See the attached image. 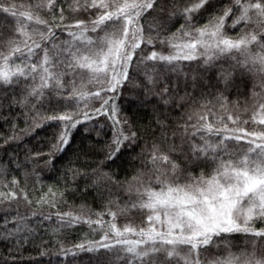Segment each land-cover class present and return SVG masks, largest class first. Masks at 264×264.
Listing matches in <instances>:
<instances>
[{"label":"snow or ice","instance_id":"1","mask_svg":"<svg viewBox=\"0 0 264 264\" xmlns=\"http://www.w3.org/2000/svg\"><path fill=\"white\" fill-rule=\"evenodd\" d=\"M66 2L0 0V174L56 178L0 185V264H264V0ZM81 182L104 211L62 210ZM53 223L56 250L17 259Z\"/></svg>","mask_w":264,"mask_h":264},{"label":"trees","instance_id":"2","mask_svg":"<svg viewBox=\"0 0 264 264\" xmlns=\"http://www.w3.org/2000/svg\"><path fill=\"white\" fill-rule=\"evenodd\" d=\"M15 3L20 4V3H27L28 0H14ZM33 2H36V0H33ZM73 0H67V2L64 4V8L67 9L68 8V4L72 3ZM81 2H83V0H81ZM67 15V12H66ZM235 99V98H233ZM249 103H251V101L249 100ZM96 106L98 107L99 105L96 104ZM19 109H16L12 112V115L16 114V111H18ZM237 114L240 115L241 119H248V115L244 114V99L241 98V102H240V106L239 108L236 110ZM9 113L7 111L3 112V115H0V133H4L5 135H10V133L8 132V128L9 125L6 124L3 120V116H7ZM47 115H50L51 113H46ZM129 115H131V113H129ZM19 128L23 129L25 128V124L23 122V120H20L19 122ZM101 123H103V121H101ZM54 130V128H50V127H45L43 129H40L39 131H37V133L35 134V136L33 137H29L27 139L26 142H30L34 148H40L42 146V144H44V142L46 141V139L48 137L51 136L52 131ZM170 135V133H169ZM93 136H95V132H93ZM80 137L79 135L77 136V141H79ZM0 143H3L2 140H0ZM177 143H179V141H177ZM24 145H21V147H23ZM47 149L45 148V151ZM69 155H71V151L69 152ZM21 159H23V155H21ZM119 163V162H118ZM124 167H127V165H125ZM113 168L115 169V166H113ZM24 169H20L18 172H13V171H9L7 174H0V185H3L7 182H10L14 177L16 180L19 181V186L20 189H25L31 194L30 198L35 200L37 198V196L39 194H42L43 192H46L48 190V187H56V178L54 176H49L47 173L44 175L43 179L41 182H37L34 178L32 177H28L26 178L24 176ZM57 176L59 174H56ZM124 175L125 173L123 171H121V175H120V179L123 180L124 179ZM128 178L131 179L132 175H134V172L129 170L128 173ZM70 188H74L75 185L70 184L69 185ZM83 182L80 183V191L75 192V194H71L69 193L68 195H66L65 199L67 200V204L63 206L62 210L63 211H69L70 208L74 209L76 211H79V209L84 206L85 208V212H87V209L90 208L93 212H100V211H104V209H102L100 207V200L94 199V196H96L95 192H88V193H84L83 192ZM10 189H5L3 187H0V191H8ZM61 190H63L61 188ZM116 191H119V195L123 196L124 195V191L123 190H114V194L110 197L111 199L115 200L117 199V195L115 194ZM109 197L106 195L105 196V202H107V199ZM121 203H123V201L121 200ZM5 211H10L12 213V215L8 216L9 220H12L16 211H17V205L16 203H12L11 205L5 203L0 205V225L3 224V213ZM18 211L21 214H28L31 215V213L33 211H39V209H37L35 206H33L32 208H26L24 201L21 197L20 203H19V208ZM43 211L45 213H47L49 210L47 208H44ZM93 219H95V217H93ZM126 221L121 219L120 223L123 224ZM31 227L35 228V222H33L31 225ZM46 227L49 228V235H44L43 229L39 230V234L37 236H35V242L34 243H29V244H25L22 248V250H20L19 256H17V259H23L24 261H27L30 257H39V251L37 250L41 243V237H43V242H47L51 236V229L56 227L55 223L51 224V225H46ZM64 234H69L70 238L67 241L66 246L70 247L73 243H78L80 242L82 237H87V239L91 240L93 238L95 239H99L98 236H95V234H89V229L88 226L86 224L82 225V226H77L74 229H66V232ZM63 235V234H62ZM71 237H74V239H72ZM51 240L52 243H48L47 245V251L49 252H53L56 250V244H55V240L56 237L55 236H51ZM237 244H242V239H238L236 241ZM15 254L17 249L15 247H12L7 241H3L0 240V260H4V259H10L11 257L9 256V252ZM45 249L40 248V251H43ZM213 252H215V247H213ZM42 264H48L47 261V257H45L42 261Z\"/></svg>","mask_w":264,"mask_h":264}]
</instances>
